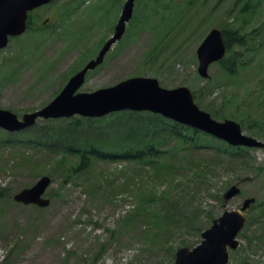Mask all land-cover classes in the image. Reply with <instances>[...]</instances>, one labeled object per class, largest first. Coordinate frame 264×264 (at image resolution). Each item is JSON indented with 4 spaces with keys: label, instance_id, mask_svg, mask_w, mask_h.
Returning <instances> with one entry per match:
<instances>
[{
    "label": "rangeland",
    "instance_id": "obj_1",
    "mask_svg": "<svg viewBox=\"0 0 264 264\" xmlns=\"http://www.w3.org/2000/svg\"><path fill=\"white\" fill-rule=\"evenodd\" d=\"M189 1L135 0L124 35L77 91L131 77L154 78L165 89L186 87L214 120H233L264 144V0H253L255 9L243 13L242 4L231 10L236 0ZM124 2L55 0L39 8L36 21H48L49 29L11 39L0 50V109L20 118L50 103L112 34ZM241 27L251 37L226 53L235 56L234 74L213 63L202 78L196 50L206 34ZM116 114L102 117L113 121L107 126L97 123L101 118L82 122L122 131L144 117ZM58 124L38 119L13 135L0 129V137L14 140L0 144V264H172L178 248L198 244L214 218L239 209L246 198L254 203L229 264H264V147L229 155L219 153L215 141L188 151L169 140L158 145L171 157L170 170L160 176L148 166L140 174L131 163L97 162L65 181L67 163L52 150L26 151L16 142L43 137L49 128L40 127ZM42 176L51 179L47 207L12 200ZM234 183L239 194L223 203Z\"/></svg>",
    "mask_w": 264,
    "mask_h": 264
},
{
    "label": "water",
    "instance_id": "obj_2",
    "mask_svg": "<svg viewBox=\"0 0 264 264\" xmlns=\"http://www.w3.org/2000/svg\"><path fill=\"white\" fill-rule=\"evenodd\" d=\"M51 0H0V49L6 46L7 37L21 34L25 29L27 12L49 3ZM135 0H125L113 34L102 45L97 55L73 74L57 96L43 108L25 113L19 119L15 114L0 109V128L16 132L34 125L38 119H58L81 116L101 118L110 113L124 110L151 112L176 123L194 128L211 135L231 146L247 148L263 147L260 141L242 133L240 125L233 120L222 122L194 103L186 87L165 89L154 78L131 77L113 86L89 93H76L83 85L89 70L99 66L111 46L124 34L126 23L132 17ZM226 47L221 31L212 28L199 44L196 55L197 72L202 78L208 77L210 64L223 59ZM48 176H42L31 187L20 190L12 200L23 205L47 207L49 200L43 195L50 184ZM237 184L231 185L222 195L223 203L238 195ZM254 202L253 198L243 200L237 210H225L212 220L211 225L201 234V241L194 247H180L176 250L172 264H228V250H235L239 243L236 236L242 229L244 212Z\"/></svg>",
    "mask_w": 264,
    "mask_h": 264
},
{
    "label": "trees",
    "instance_id": "obj_3",
    "mask_svg": "<svg viewBox=\"0 0 264 264\" xmlns=\"http://www.w3.org/2000/svg\"><path fill=\"white\" fill-rule=\"evenodd\" d=\"M191 2L192 0L189 1V3ZM240 4L242 5L239 13L250 12L255 9L253 0H236L231 10ZM221 32L226 52L230 51L231 47L243 48L251 37L250 33L243 31V27L239 30L226 29L221 30ZM234 59L235 56L232 54V57H225L219 62L226 74H234L236 71ZM121 113H128L129 117L134 115H144V117L141 123L134 122L129 127H123L122 131L118 129L99 130V128L91 126L94 122H91L89 127H85L82 122L84 119L80 117L69 120L60 119L57 120L60 123L57 126L39 128L41 131H44L46 127L49 128L45 136L38 138L25 136L16 142L26 151H29L31 147L52 150L53 154L59 156L60 163H67L68 169L64 174L65 181L70 180L71 175L78 176L82 172L90 170L97 162L131 163L140 174L143 167L148 166L157 171L160 176L163 172L170 170L171 166L167 161H170L171 157L168 155L169 150H161L158 145L160 142L169 140H173L172 144L184 147L188 151L205 147V145L211 147L212 141L217 143L215 149L221 154L243 155L246 150L241 147H231L200 131L172 121H159V118H164L158 115L130 111H122ZM116 115L113 113L108 116ZM98 121L97 123L103 121L106 126L113 123V121L103 118ZM85 128H88L89 132ZM156 137L160 140H156ZM3 142L14 143V140L0 137V144Z\"/></svg>",
    "mask_w": 264,
    "mask_h": 264
},
{
    "label": "flooded vegetation",
    "instance_id": "obj_4",
    "mask_svg": "<svg viewBox=\"0 0 264 264\" xmlns=\"http://www.w3.org/2000/svg\"><path fill=\"white\" fill-rule=\"evenodd\" d=\"M39 8H41V7H36L34 9L28 11L27 17H26V27H25V31L22 34L18 35V36L9 37L8 42L11 39L18 38V37H20V36H22L24 34H27L30 37H33V35H36L37 34L36 32H38V25L35 24V21H36V15H37L36 12H37V10H39ZM47 22L48 21L44 20L41 23V30H43V29H49V27L47 26L48 25ZM36 23H37V21H36ZM34 33H36V34H34Z\"/></svg>",
    "mask_w": 264,
    "mask_h": 264
},
{
    "label": "bare ground",
    "instance_id": "obj_5",
    "mask_svg": "<svg viewBox=\"0 0 264 264\" xmlns=\"http://www.w3.org/2000/svg\"><path fill=\"white\" fill-rule=\"evenodd\" d=\"M36 30V29H35ZM11 48V47H10ZM12 50V49H11Z\"/></svg>",
    "mask_w": 264,
    "mask_h": 264
}]
</instances>
